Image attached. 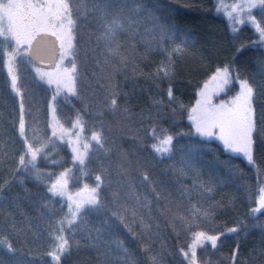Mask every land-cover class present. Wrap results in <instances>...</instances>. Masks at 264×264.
<instances>
[{"label":"trees","instance_id":"16d2710c","mask_svg":"<svg viewBox=\"0 0 264 264\" xmlns=\"http://www.w3.org/2000/svg\"><path fill=\"white\" fill-rule=\"evenodd\" d=\"M60 1L70 92L0 34V264H264V0L241 24L236 0ZM224 68L220 98L253 89L251 160L192 120ZM61 175L96 197L76 211Z\"/></svg>","mask_w":264,"mask_h":264},{"label":"rangeland","instance_id":"374dc122","mask_svg":"<svg viewBox=\"0 0 264 264\" xmlns=\"http://www.w3.org/2000/svg\"><path fill=\"white\" fill-rule=\"evenodd\" d=\"M261 0H236L234 3L220 1L219 7L224 10L231 21L237 23H256L252 13ZM66 8L60 0H0V34L7 37H14L17 43L27 51L30 41L37 32L51 31L60 40L63 58L65 49L69 44V25L65 21ZM71 34V32H70ZM72 41V37H71ZM67 42V44H66ZM59 63L51 69H43L47 81L51 85H58L62 90L70 92L74 86V79L71 72ZM215 79L211 78L209 86L200 91L202 94L197 99L193 109L192 120L199 132L209 138H215L225 144L230 150L251 160L252 157V133H253V110L252 95L250 103L245 93L241 92V83L234 94L228 98H220L224 93L219 92L227 83V72L217 73ZM49 82V83H50ZM218 93V94H217ZM217 94V95H216ZM241 101V110H237L234 99ZM53 134L61 136L63 129L55 123L52 125ZM240 129H243V140L237 138ZM242 144V147L234 148L233 145ZM77 154L81 152L77 150ZM36 157L37 152L32 151ZM66 175V174H65ZM67 176V175H66ZM61 175L52 185L54 192L68 196L76 211L87 206L96 193L93 194L88 187L68 195L67 177ZM264 207V195L259 201ZM76 215V214H75ZM49 262H37L47 264Z\"/></svg>","mask_w":264,"mask_h":264},{"label":"water","instance_id":"95a60500","mask_svg":"<svg viewBox=\"0 0 264 264\" xmlns=\"http://www.w3.org/2000/svg\"><path fill=\"white\" fill-rule=\"evenodd\" d=\"M61 52L58 37L50 31L37 32L29 43L28 57L41 68L56 66Z\"/></svg>","mask_w":264,"mask_h":264},{"label":"snow or ice","instance_id":"6c2138e0","mask_svg":"<svg viewBox=\"0 0 264 264\" xmlns=\"http://www.w3.org/2000/svg\"><path fill=\"white\" fill-rule=\"evenodd\" d=\"M221 71L227 72V68L221 69ZM241 92L245 93L247 95L249 103H250V98H251L253 89L251 88V86L248 84L247 81H241ZM233 103L236 106V109L238 111L241 110V101L239 100V98L234 99ZM243 136H244L243 129H240L238 134H237V138L242 141ZM233 147L234 148L242 147V144L233 145Z\"/></svg>","mask_w":264,"mask_h":264},{"label":"bare ground","instance_id":"6f19581e","mask_svg":"<svg viewBox=\"0 0 264 264\" xmlns=\"http://www.w3.org/2000/svg\"><path fill=\"white\" fill-rule=\"evenodd\" d=\"M209 84V83H208ZM209 86V85H208Z\"/></svg>","mask_w":264,"mask_h":264}]
</instances>
